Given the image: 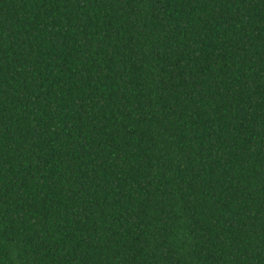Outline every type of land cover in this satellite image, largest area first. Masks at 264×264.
Listing matches in <instances>:
<instances>
[{"label": "trees", "instance_id": "16d2710c", "mask_svg": "<svg viewBox=\"0 0 264 264\" xmlns=\"http://www.w3.org/2000/svg\"><path fill=\"white\" fill-rule=\"evenodd\" d=\"M0 264H264V0H0Z\"/></svg>", "mask_w": 264, "mask_h": 264}]
</instances>
